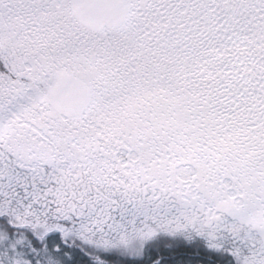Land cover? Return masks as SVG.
Segmentation results:
<instances>
[{
    "label": "snow or ice",
    "instance_id": "snow-or-ice-1",
    "mask_svg": "<svg viewBox=\"0 0 264 264\" xmlns=\"http://www.w3.org/2000/svg\"><path fill=\"white\" fill-rule=\"evenodd\" d=\"M0 264H264V0H0Z\"/></svg>",
    "mask_w": 264,
    "mask_h": 264
}]
</instances>
